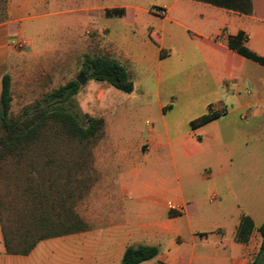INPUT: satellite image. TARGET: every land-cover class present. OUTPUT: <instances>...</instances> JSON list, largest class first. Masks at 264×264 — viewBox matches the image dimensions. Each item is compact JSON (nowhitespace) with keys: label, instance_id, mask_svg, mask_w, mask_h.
<instances>
[{"label":"crops","instance_id":"1","mask_svg":"<svg viewBox=\"0 0 264 264\" xmlns=\"http://www.w3.org/2000/svg\"><path fill=\"white\" fill-rule=\"evenodd\" d=\"M5 6L0 81L10 75V92V68L23 56L14 42L28 45L38 38L40 52H80L88 46L118 60L131 75L154 71L158 111L126 138H112L105 118L109 171L99 174L82 203H71L86 229L43 238L24 253L7 252L0 220V264H119L131 245L158 248L155 257L137 264H249L261 242L264 185L250 166L231 172L232 151L219 149L235 148L238 135L247 142L264 128L255 119L264 103V65L227 46L228 36L242 32L243 45L264 58V0H6ZM149 7H164L165 14ZM112 9L123 14H106ZM80 24L89 35L83 36ZM45 32L52 37L43 42ZM167 80L171 86L162 94L160 85ZM197 87L203 111H176L173 101L193 98ZM209 106L224 113L189 127ZM238 109L243 123L212 125ZM198 155L201 169L194 172L186 160ZM263 157L249 154L244 162ZM168 161L172 174L164 170ZM207 201L215 206L205 207ZM241 215L254 225L245 243L235 240ZM208 223L212 230L206 231Z\"/></svg>","mask_w":264,"mask_h":264},{"label":"rangeland","instance_id":"2","mask_svg":"<svg viewBox=\"0 0 264 264\" xmlns=\"http://www.w3.org/2000/svg\"><path fill=\"white\" fill-rule=\"evenodd\" d=\"M4 6L3 1L0 0V17L3 15ZM261 6L263 7V4ZM149 10L160 15L165 14L164 7H149ZM53 22L49 20L47 24ZM79 29L83 30V36L89 35L85 33L82 24ZM149 36L153 40H157L156 34L152 31L149 32ZM51 37L52 33L45 32L43 42ZM37 39L34 38L32 43L18 49L23 52V56L17 59L10 68L9 117L22 119L30 115L33 112V105L45 93L82 75L84 82L79 84L77 93L65 104L77 114L79 119H84L85 115L102 118L103 127L99 137L80 140L65 135L56 124L50 123L45 127L39 139L34 141L22 154H12L0 161L1 227L16 238H19L17 235L27 230V239L44 232V228L38 227L37 222H34V214L35 217H50L56 221L55 213L61 211L62 203L70 208L71 203L74 202L75 205L78 199L82 203L89 190L98 182L99 174L109 171L110 165L105 163L107 162L105 158L112 152L106 146L105 118L109 119L108 128L113 127L112 138H116L118 135L126 138L136 130H143L146 127L145 120L154 118L158 111L155 92L157 82L154 71L137 69L134 75L128 73L133 83V89L129 93L122 92L110 85L106 86L105 83L89 79L80 72L84 54L102 55L101 51L86 46L85 51L81 50L80 52L69 51L61 54L54 51L40 52L41 46ZM29 45H31V50ZM169 86H171L170 80L161 83L162 94H164L163 90ZM199 89L197 87L194 91L193 98H180V100L173 101L174 109L181 110L182 114L187 111L201 113L203 106L199 97L202 91ZM164 99L165 97L161 95L160 100L163 102ZM261 107L262 112L258 113L255 119L264 122V103H261ZM24 109H27V113L23 112ZM208 111L213 113V107L209 106ZM241 112L242 109L232 111L228 117L221 118L217 122H213L212 125L222 128L228 120H233L234 123H243L242 120H239ZM204 115L203 113L197 119L192 120L188 126H202L213 120L202 122L201 118ZM240 137L241 135H238L235 148L224 147L219 151H232L233 160L229 168L231 172H240L243 171V168L250 166L254 169L253 172L260 174L261 183L264 185V157L262 161L258 158L250 165L244 162V158L249 154L255 153L257 157L264 156V128L257 131L255 138H250L247 142L244 141L245 143ZM201 157L198 155L186 160L187 165H192V171L198 172L201 169V165L198 164ZM164 164L165 172L172 174L171 163L168 161ZM196 165L197 168H195ZM192 183L195 185L193 181ZM202 186L203 184L200 186L197 184L195 188H202ZM206 194L209 199L211 193L205 192ZM214 206V202L207 201L205 203V207ZM214 215L216 214L214 213ZM211 226L208 223L203 228L208 231L212 230Z\"/></svg>","mask_w":264,"mask_h":264},{"label":"trees","instance_id":"3","mask_svg":"<svg viewBox=\"0 0 264 264\" xmlns=\"http://www.w3.org/2000/svg\"><path fill=\"white\" fill-rule=\"evenodd\" d=\"M2 1L5 5L6 0ZM110 13L120 16L123 14V10L112 9L109 12L106 11V14ZM5 18L6 6H4L0 22ZM245 40L246 37L242 32H238L236 35L228 36L227 46L238 54L264 65L263 57L258 56L243 45ZM80 72L89 79L106 83L122 92L129 93L133 89V83L126 68L118 60L105 54L84 55ZM78 89L79 83L76 79H71L45 93L33 105V112L30 115L22 119H12L9 117L11 104L10 75L4 73L0 81V161L12 154H22L34 141L39 139L45 127L50 123L56 124L65 135L80 140L99 137L103 127L102 118L85 115L84 119H79L77 114L65 104L77 93ZM23 112L27 113V109H24ZM223 113L224 111L207 113L201 120L206 122ZM55 214L57 216L56 221L50 217H35L34 214V222H37L38 227L44 228V232L30 236L31 238L29 239H27V230L17 235L19 238H16L14 235L8 234L2 227L5 250L7 252L24 253L43 238L87 228V225L76 213L63 203L61 211H57ZM253 228L254 225L251 218L247 215H241L235 232V240L240 243L247 242ZM257 231L261 237V242L257 254L250 260L249 264H264V223L258 226ZM157 253L158 248L154 245L127 246L123 251L119 264H137L155 257Z\"/></svg>","mask_w":264,"mask_h":264},{"label":"built area","instance_id":"4","mask_svg":"<svg viewBox=\"0 0 264 264\" xmlns=\"http://www.w3.org/2000/svg\"><path fill=\"white\" fill-rule=\"evenodd\" d=\"M26 45V41L23 40V39H18L14 42V46L17 48V49H21L23 48L24 46Z\"/></svg>","mask_w":264,"mask_h":264},{"label":"water","instance_id":"5","mask_svg":"<svg viewBox=\"0 0 264 264\" xmlns=\"http://www.w3.org/2000/svg\"><path fill=\"white\" fill-rule=\"evenodd\" d=\"M76 81L79 83V84H82L84 82V77L82 75H79L76 77Z\"/></svg>","mask_w":264,"mask_h":264}]
</instances>
